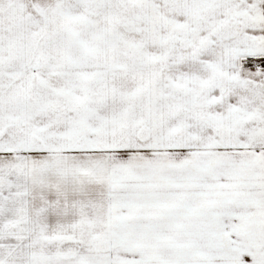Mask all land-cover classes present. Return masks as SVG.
<instances>
[{"label":"snow or ice","instance_id":"snow-or-ice-1","mask_svg":"<svg viewBox=\"0 0 264 264\" xmlns=\"http://www.w3.org/2000/svg\"><path fill=\"white\" fill-rule=\"evenodd\" d=\"M0 264H264V0H0Z\"/></svg>","mask_w":264,"mask_h":264}]
</instances>
